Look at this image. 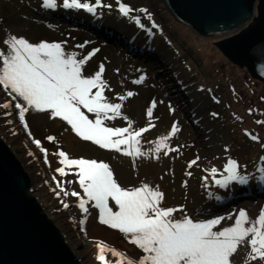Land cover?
<instances>
[{"label": "rangeland", "instance_id": "1", "mask_svg": "<svg viewBox=\"0 0 264 264\" xmlns=\"http://www.w3.org/2000/svg\"><path fill=\"white\" fill-rule=\"evenodd\" d=\"M120 1L132 9H139L142 5H146L157 15L163 16L160 18L161 21H169L163 13L162 5L168 9L164 0ZM40 2L41 0H0V41L6 34L17 36L25 34L27 37L32 36L36 43L60 42L65 51H75L78 58L93 49H98L99 51L85 66L84 74L92 75L98 70L100 64H104L103 78L108 84L105 95L109 101L123 104L122 116L133 121L134 129L149 128L140 138L141 150L148 153V156L138 158L136 167L133 168L131 158L99 149L91 142L81 141L65 122L58 118L50 119L48 113L30 111L26 114L30 137L19 122L17 110L14 107L18 101L12 100L0 89V104L9 102L12 105L9 109H0V139L13 151L20 161L23 172L30 178L26 195L33 197L41 207V211L46 213L59 228L79 264H98L95 259L97 242H104L109 247L133 258L143 253L131 245L118 230L101 225L98 222V210L91 207V202L86 205L89 212L84 214L76 206L77 197L70 195L65 197L63 194L57 197L56 191L59 189L56 188L53 176H56L57 181L63 182L62 186L69 193L77 191L83 195L76 182L77 170L74 167L66 168L68 172L66 176L61 177L56 173L55 169L61 166L59 158L54 155L58 151H64L70 158L95 159L108 163L114 172L115 179L124 188L138 187L141 182H154L151 186L158 185L164 193L162 207L183 206V212L174 214L176 219L184 215L194 220L232 215L233 219L223 220L214 230L231 226L239 209H245L250 218L254 219L261 207H264V187L263 191L257 194L250 192L255 181L264 182L258 179L261 173L257 171L258 167H264V161L259 159L261 156L258 157L259 149L253 150L251 144L264 143V137L258 134L264 129V125L256 123L257 120L264 121V112L257 108V104L264 106V87L251 78L245 68L223 57L216 48L215 42L224 36L201 35L196 32L194 36L187 31L185 25H175L174 30H171L196 55V58L193 60L178 49L173 41L162 36L163 43L160 42L157 48L154 49L153 45H149L153 52L159 51L163 56L161 60L164 65L161 66L160 61L158 63L155 60H147V54L141 57L124 44L121 46L115 41L97 39L95 33H93L94 39L88 37V33L80 31L82 28L73 27L74 25L64 19L67 18L66 16L75 14L87 20L91 19L92 23H116L121 27L127 21L135 22L134 17L137 16L132 13H130L132 18L130 15L129 17L120 15L117 0H101V6L97 8L94 21H92V14L83 10L63 9L59 6L62 0H57L58 7L55 10L43 9ZM82 2L94 4L95 0H82ZM105 4L111 7H103ZM36 12L42 16H36ZM62 14L65 17L60 19ZM97 15L101 17L96 18ZM50 18L57 21L54 22ZM144 21L140 19V23L150 36L147 38L153 41L151 28L146 24L155 26L158 24L148 17ZM129 26L135 30L138 29L134 25L129 24ZM167 27L169 28L168 25ZM131 33L136 31L132 30ZM137 34L139 37L135 42L146 43L141 32L137 31ZM86 41L88 43L83 49L76 47L85 44ZM0 51H6V46L0 44ZM218 72L221 73V75L218 74L221 78L217 76ZM141 75L146 77L142 84L132 83ZM128 91L134 92L135 95L123 102L117 99L119 95H124ZM251 96L256 97L257 102L253 104L252 109H248L247 105L251 102ZM213 100L222 102L216 103ZM153 101L156 102V107L153 109L151 124L155 126L149 127L146 110ZM170 108L173 110L170 111ZM220 109L224 110L225 115H222ZM5 112H10L11 115H4ZM88 115L91 119L95 118L93 114L88 113ZM106 123L113 127L127 126V121L123 118ZM173 123L177 124L180 131L169 139L168 144L170 148H178L179 151L170 152L167 156L163 155L162 151L159 158H156L151 152L155 146L154 142L160 136L166 135ZM239 129L246 131L249 138L239 132ZM252 135L257 136L258 139L253 141ZM48 136L54 137V142L48 141ZM32 139L39 140L41 146L47 150L49 161L47 164L44 163V155L32 143ZM226 148L227 151H225ZM197 156L199 157L197 165L189 169L188 162ZM229 158L238 161L241 174L249 175V182L246 185L233 183L227 188L230 190L224 193L223 198L214 199L209 189H214L213 192H216L221 188L213 183V177L209 174L210 169L216 167L218 169L216 178H221L223 165ZM162 170L163 175H160ZM185 172H191L192 175L187 176ZM157 174L158 177H155ZM203 177L207 179L203 180ZM185 181H187L186 187L183 186ZM205 184L207 187L204 186ZM63 203H68L69 207L65 209ZM112 206L115 210L114 204ZM85 217V224L80 225L79 221ZM98 227L112 237L97 235ZM245 254L246 248L241 247L232 258L233 264H243ZM106 255L110 261H115L116 258L112 257L110 252ZM253 264H261V262L256 261Z\"/></svg>", "mask_w": 264, "mask_h": 264}, {"label": "snow or ice", "instance_id": "2", "mask_svg": "<svg viewBox=\"0 0 264 264\" xmlns=\"http://www.w3.org/2000/svg\"><path fill=\"white\" fill-rule=\"evenodd\" d=\"M117 5L123 17H129L133 11L120 0H117ZM40 6L43 9L55 10L58 3L57 0H41ZM59 6L66 10H83L95 16L97 8L101 6V0H95L94 4L82 0H62ZM103 7L110 8L111 5L105 4ZM138 11L146 12V9L141 8ZM134 20L143 28L139 17H134ZM87 43L86 41L85 44L76 47L83 49ZM0 44L6 46V51H0V89L12 100L18 101L14 107L19 122L30 137L26 114L30 111L48 113L50 119L58 118L65 122L81 141L91 142L99 149L131 158L133 168L136 167L138 158L148 156V153L141 150L140 138L149 128L134 129L133 121L122 116L123 104L109 101L105 95L108 84L103 78L104 64H100L94 74L88 76L84 74L85 66L99 51L98 49H93L78 58L77 53L66 52L60 42L34 43L15 34H6ZM261 54L264 55V52ZM145 79L146 77L141 75L132 83L142 84ZM134 95V92L128 91L124 95H119L117 99L123 102ZM11 106L9 102H5L0 104V109H9ZM155 107L156 102L153 101L146 110L149 127L155 126L151 124ZM172 110L170 108V111ZM88 113L93 114L95 118L91 119ZM4 115L11 113L5 112ZM117 118L126 120L127 126L107 125V121ZM256 123L264 125V121L261 120H257ZM179 131L177 124L173 123L171 130L154 142L152 154L159 158L162 151L165 156L170 152H178V148L169 147L168 141ZM251 139L256 141L258 137L252 135ZM47 140L54 142L55 138L48 136ZM32 143L44 155V163L47 164L49 162L47 150L37 139H32ZM261 147H264V143ZM54 155L59 158L61 165L55 169L56 173L61 177L66 176L68 175L66 168L74 167L77 170L76 182L83 193V195L77 191L69 193L62 186L63 182L57 181L56 176H53L56 188L59 189L56 191L57 197L61 194L65 197L69 195L77 197L76 206L84 214L89 212L86 205L91 202V207L98 210V222L101 225L118 230L131 245L143 253L133 258L104 242H97L95 259L98 264H233L232 258L241 247L246 248L243 264H253L256 261L264 264V207H261L254 219L250 218L245 209H239L231 226L214 230L223 220L233 219L232 215L203 220H194L184 215L176 219L174 214L183 212V206L162 207L164 193L158 185L152 187L141 182L138 187L124 188L117 182L111 166L106 162L70 158L64 151H58ZM259 159L264 161V156ZM198 160V156L190 160L187 167L190 169L197 165ZM240 167L237 160L229 158L223 165L221 178H216L218 175L216 167H212L209 174L213 177V183L221 189H227L233 183L246 185L250 177L241 174ZM257 171L261 173L258 179L264 181V167H258ZM185 175L191 176L192 173L185 172ZM202 179L206 180L207 177ZM183 186H187V181ZM204 186L207 187L206 184ZM63 207L67 209L69 204L63 203ZM85 220L86 217L81 219L80 225H84ZM109 252L116 258L114 262L108 259L106 254Z\"/></svg>", "mask_w": 264, "mask_h": 264}, {"label": "water", "instance_id": "3", "mask_svg": "<svg viewBox=\"0 0 264 264\" xmlns=\"http://www.w3.org/2000/svg\"><path fill=\"white\" fill-rule=\"evenodd\" d=\"M201 35H223L217 49L264 86V0H164ZM29 176L0 139V264H79L59 228L26 192Z\"/></svg>", "mask_w": 264, "mask_h": 264}, {"label": "bare ground", "instance_id": "4", "mask_svg": "<svg viewBox=\"0 0 264 264\" xmlns=\"http://www.w3.org/2000/svg\"><path fill=\"white\" fill-rule=\"evenodd\" d=\"M36 16L38 17H41L42 15L38 14V12L35 13ZM62 17H65V15L62 14L61 18ZM67 18H64L66 22H69L70 24L74 25L73 27H78V28H82L80 29V31H84L86 33L89 34L88 37H91L94 39V36H93V33H95L97 36V39H105L107 41H110V42H116L118 44H120L121 46H128L130 48V50L132 52H135V53H138L141 57H145V54H147L146 56V59L148 60H155L159 63H161V66L162 64L164 65V63H162V60L161 58L163 57L159 51L157 52H153L151 50L150 47H148L146 44H142V43H137L135 41H137L136 39H138L139 37V34H136L137 33V29H133L131 27H129L128 25L126 24H123L122 27L116 23H106V24H103V23H92L91 22V19H86L82 16H78V15H69V16H66ZM49 19V18H48ZM52 21L56 22L57 20L54 19V18H50ZM92 21L95 20V18L92 16ZM125 29L126 31H129V32H124ZM134 30L136 31V33H131V31ZM19 36H23L25 37L26 39H28L30 42H34L36 43V41H33L34 38L32 36H26L25 34H20ZM98 41V40H97ZM124 44V45H123ZM143 46V47H141ZM66 52H75L73 50H69V51H66ZM163 60H165L164 62H166V59L163 58ZM170 60V58H169ZM165 67V66H163ZM160 175H163V170L160 172ZM155 177H158V174L155 176ZM162 178V176H161ZM154 183V182H147V184H149L151 186V184ZM260 188V185H257L256 187H252V189L250 190V192H255L256 189ZM246 192V191H245ZM257 194V193H256ZM96 233L97 235H105V236H111L110 234H108L106 231L100 229L99 227L96 229ZM107 238V237H106Z\"/></svg>", "mask_w": 264, "mask_h": 264}, {"label": "trees", "instance_id": "5", "mask_svg": "<svg viewBox=\"0 0 264 264\" xmlns=\"http://www.w3.org/2000/svg\"><path fill=\"white\" fill-rule=\"evenodd\" d=\"M121 2V1H120ZM146 9V12H139L138 10L139 9ZM162 8H163V13L167 16L166 18L169 19V21H161L160 18H163V16H159L157 15L156 13H154L148 6L146 5H142L139 9L138 8H133V11L131 12L132 15L134 16H137V17H140V19H142L144 21V19H146L147 17L148 18H152V20L158 24V26H155L153 27V24H146V26H150L151 28V32L153 33L154 35V40L155 41H159L161 40V37L162 36H165L169 41H173L174 45L180 49L181 51H183L187 56H190L193 60L196 58V55L191 52L189 50L188 47H186L185 44H183L180 39L178 38V36L176 34L173 33V30L175 28V25L179 26L181 25L182 23H180L172 14H170V11L168 9H166L163 5H162ZM131 16V14H129ZM132 17V16H131ZM145 23V21H144ZM166 25L169 26V28L167 27L166 28ZM182 26H184L182 24ZM187 31L191 34H193L195 36V33L193 30L189 29L187 26H184ZM167 29V30H166ZM173 29V30H171ZM198 37V36H197ZM159 38V39H157ZM217 48V47H216ZM221 53V52H220ZM222 54V53H221ZM224 58H226L224 55H223ZM227 59V58H226ZM241 67V66H240ZM242 68V67H241ZM244 68V67H243ZM221 75V73H217V76ZM221 78V76H218ZM255 81H257L255 79ZM259 82V81H257ZM260 83V82H259ZM261 86H263L261 83H260ZM264 87V86H263ZM257 102V99L256 97L254 96H251V102L248 103L247 107L248 109H252L253 107V104L255 105ZM257 108L261 111V112H264V106L260 105V104H257ZM220 112H222V115H225L224 113V110L223 109H220ZM239 128V127H237ZM239 132H241L245 137H247V135L245 133H247L246 131L244 130H241L239 129ZM259 135H261V137L263 136L264 137V129L260 130L258 132ZM249 138V137H247ZM252 144V149L257 151L259 149L260 153H258V157L259 156H263L262 154H264V147H261V142H255V143H251ZM256 158V156H254ZM257 185H260V188L256 189V193H259L260 191H263V187H264V182H260V181H255V183L252 184L253 187H256ZM214 189H209L210 192H212V197L214 199H217V197L219 198H223L224 197V193H227L230 189H217L216 192H213ZM232 190V189H231ZM259 190V191H258Z\"/></svg>", "mask_w": 264, "mask_h": 264}]
</instances>
